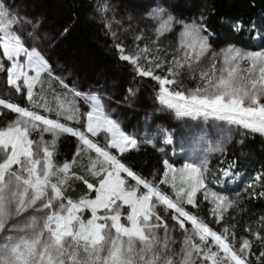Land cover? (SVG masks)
<instances>
[{"label": "snow or ice", "instance_id": "6c2138e0", "mask_svg": "<svg viewBox=\"0 0 264 264\" xmlns=\"http://www.w3.org/2000/svg\"><path fill=\"white\" fill-rule=\"evenodd\" d=\"M172 19L156 29L158 36L170 30ZM14 23L0 3V60L8 62L7 66L0 62V72H6L7 84L16 93L26 90L31 105L24 107L0 98V106L16 114L0 126V264H250L248 239L237 248V238L228 228L218 233L183 207L185 203L196 207L197 193L206 189L202 167L190 164L177 172L165 160L160 184L172 188L169 195L112 153V149L123 154L135 148L137 140L106 114L97 95L72 90L74 97L90 102L84 131L34 110L52 111L47 102L36 100L33 91L42 83V74L51 75V70L36 48L25 46L12 28ZM233 27L239 32L244 25L237 20ZM202 31H207L202 24L184 25L177 55L168 62L166 75L155 74L165 62L159 56L149 57V48L134 55L124 54L121 45L117 50L120 59L131 63L138 75L158 83V100L178 116L213 118L264 135V50L229 46L214 54L207 67H200L210 49ZM141 58L152 66H142ZM185 68L193 77L198 72L200 83L179 90L173 86L180 85L178 77ZM57 108L66 120L78 119L79 109L71 101L58 99ZM101 132L108 134L103 146L89 137ZM33 133H39V139L33 138ZM45 133L51 134L52 141L44 140ZM62 134L76 137L79 145L72 161L57 164L54 147ZM92 152L95 157L89 156L87 172L95 177V183L72 171L76 157ZM128 178L135 183L130 184ZM71 179L83 181L88 193L77 200L67 197ZM205 199L214 203L213 215L218 221L231 206L208 191ZM158 206L172 211L171 218L183 233L178 251ZM85 212L91 215L85 218ZM256 238L261 239L259 235ZM260 257L264 252L257 259Z\"/></svg>", "mask_w": 264, "mask_h": 264}, {"label": "rangeland", "instance_id": "374dc122", "mask_svg": "<svg viewBox=\"0 0 264 264\" xmlns=\"http://www.w3.org/2000/svg\"><path fill=\"white\" fill-rule=\"evenodd\" d=\"M178 1L179 0H98L97 9L103 16L107 27L114 33L113 38L117 41L115 51L118 58L120 59V52L117 50V45L123 46L125 50L124 54L128 55H134L139 49L147 47L151 50L147 54L149 57L159 56L160 60L165 62L163 68L155 69V74L166 75L169 66L168 62L177 55L176 49L179 47L180 34L183 31L184 25L196 23L202 24L205 27L204 22L207 17L206 9L202 8L191 18H176L171 14L169 8L172 3ZM129 2H135L136 6L129 5ZM0 3L5 7L8 6L4 4L2 0H0ZM137 4L139 7H137ZM169 17L173 18L170 30L158 36L156 29L159 28L164 21H167ZM48 24L49 23H44L43 26L48 28ZM28 25L29 23L27 26ZM15 32L21 39L29 43V49L36 48L46 60H51V63L47 61L50 66L51 75L43 73L42 83L37 84L33 91L36 94V100L41 104L47 102L52 111H45L42 107L34 110L51 119H59L60 122L66 123L70 127L84 131L86 113L91 110L89 107L90 102H86L79 97H74L72 90L84 94L97 95L102 101L106 114L119 124L121 130L125 134L137 140V146L129 150L150 147L159 156L161 168L155 170L146 180L159 184L161 190L169 195L173 194L172 188L168 184H160V181L164 179V173L166 171L164 164L165 160L175 168L177 172L184 169L186 165L194 164L200 166L204 170V177L206 178L208 165L211 161L218 159L220 163L221 157L225 154L228 146L236 142L238 143L249 137L252 133L238 125L228 124L225 121L213 118L206 119L202 116H178L175 110L162 105L158 100V83L150 77L138 75L134 66L128 61L122 60L127 64L131 73L144 84L143 86L133 81L123 80L118 76H112L105 72L97 71L95 67H92L90 64H85L83 66L82 64L79 65L74 62L71 63L58 59L53 55L54 49L50 47L52 39L49 38L46 32H28L27 34L26 30L23 31L21 29H15ZM55 34H57V31ZM201 34L207 36L210 44V32L208 30L202 31ZM137 37H140V39H137ZM255 40L259 41L256 38ZM229 46L235 45H226L220 49H216L210 44L209 52L202 59L200 67H207L211 63L214 54L220 53ZM260 46L262 47L256 51L264 50V43ZM235 47L240 48L238 46ZM0 56H2V51H0ZM0 62L4 63L6 66L8 65L7 61L0 60ZM140 63L145 68L152 66L143 58H141ZM6 75V72H0V98L10 100L24 107H31L29 101L26 99V90L23 93H16L13 88L8 86ZM178 79L180 85H174L173 87L179 90L195 88L197 84L200 83L198 72L195 77H193L187 68L182 70ZM55 81L59 82L58 86ZM67 81L70 85H67ZM65 85L67 87H65ZM56 87L58 89H56ZM41 97L44 99H41ZM58 99L71 101L75 104L79 109L77 120H66L64 116L58 115ZM15 116L16 114L0 106V126H5L12 121ZM65 135L68 134L60 135L55 141L54 161L57 164L72 161L79 145V141L75 137L76 147L71 156L67 159L59 158L61 153L59 140ZM89 137L103 146L108 139V134L101 132L97 137H92L91 134H89ZM33 138L39 139V133H33ZM52 139L51 134H44V140L52 141ZM169 139L171 143L167 142ZM111 151L114 155H117L118 158L122 155L115 149ZM89 156L95 157V153H83L79 157H76L77 162L73 166L72 171L79 176L85 177L89 182L95 183V177L87 172ZM217 171L220 173L221 180L216 181L218 185L223 184V181L231 183L236 180L237 175L234 174L233 169L229 168L227 165L218 166ZM225 172H228V175H225ZM128 182L130 184L135 183L131 178H128ZM79 183L84 184L81 180L71 179L66 188L65 195L73 200H77L82 195L87 194L88 189L84 184L85 191L82 194L78 195L76 198L71 196L70 192H75ZM141 190L143 191L142 187ZM205 191L214 193L227 201L224 196L217 194L206 185V189L198 193H200L202 201L209 205L207 217L197 206L188 210L184 206L185 203L183 207L186 211L197 215L213 230L218 233L222 232L224 229L222 228L220 230L216 223L210 225V221H212L213 218L217 219V216L213 215L214 203L211 199H205ZM157 211L167 221L171 235L177 242L174 248L178 251L180 242L183 240V233L176 222L172 220V211H166L163 206H158ZM90 215V212L84 213L85 218ZM187 226L189 228L191 227L190 224ZM236 247L238 248L239 246L236 245ZM220 255H223V253H220Z\"/></svg>", "mask_w": 264, "mask_h": 264}, {"label": "trees", "instance_id": "16d2710c", "mask_svg": "<svg viewBox=\"0 0 264 264\" xmlns=\"http://www.w3.org/2000/svg\"><path fill=\"white\" fill-rule=\"evenodd\" d=\"M2 1L10 7L6 9L9 17L15 21L13 30H26L27 34L46 32L52 39L50 47L54 49L53 55L58 59L83 66L90 64L97 71L144 85L131 73L127 64L118 58L115 51L117 41L97 9L98 0ZM129 5L136 6V3L129 2ZM202 8L207 12L204 25L211 34L212 47L220 49L235 45L249 51L262 47L264 0H179L172 3L169 10L176 18L188 19ZM237 20L244 25L239 32L233 27ZM44 23H49L48 28L43 26ZM22 41L29 48V43L24 39ZM47 61L51 63L50 59ZM55 82L58 86L59 82ZM66 83L70 85L68 81ZM59 146V158L67 159L75 150V137L65 135L59 140ZM119 159L145 179L161 168L159 156L150 147L128 150ZM220 165L232 168L237 174L236 180L216 184V181H221L217 171ZM257 176L261 179L257 180ZM205 183L231 204L222 213V219L218 221L213 218L210 225L216 223L220 230L228 228L230 234H235L237 246L243 239H248L251 242L250 264H264V257L257 259L264 252V136L252 132L249 137L228 146L220 163L218 159L209 163ZM84 191L85 185L79 183L77 190L70 194L76 198ZM196 202L198 209L207 217L209 205L202 201L200 193H197ZM184 206L188 210L193 208L189 204ZM257 235L261 239H257Z\"/></svg>", "mask_w": 264, "mask_h": 264}]
</instances>
